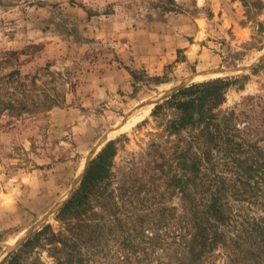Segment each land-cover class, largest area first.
<instances>
[{
	"label": "rangeland",
	"instance_id": "1",
	"mask_svg": "<svg viewBox=\"0 0 264 264\" xmlns=\"http://www.w3.org/2000/svg\"><path fill=\"white\" fill-rule=\"evenodd\" d=\"M0 62L1 74L39 73L45 82L50 66L74 81L69 87L57 79L66 92L61 107L0 119V264L43 227L62 228L57 214L79 189L88 161L111 141L117 154L110 188L120 197L112 214L119 217L87 264H122L133 248L140 252L124 264H176L175 246L167 241L163 251L147 240L164 232L160 218L171 227L185 213L181 195L168 188L174 167L164 174L154 167V149L177 140L167 131L177 112L153 111L181 86L220 77L248 76L217 112L240 113L248 98H264V0H0ZM129 181L135 187L121 196ZM235 205L264 216L258 207ZM133 222L143 228L132 233ZM129 234L132 248L122 241ZM21 264L56 259L51 248L37 246L22 253Z\"/></svg>",
	"mask_w": 264,
	"mask_h": 264
},
{
	"label": "trees",
	"instance_id": "2",
	"mask_svg": "<svg viewBox=\"0 0 264 264\" xmlns=\"http://www.w3.org/2000/svg\"><path fill=\"white\" fill-rule=\"evenodd\" d=\"M46 69L51 79L45 82L39 73L23 75L17 69L0 73V119L26 120L65 104L66 92L57 86V79L74 87L71 73L54 74L50 66ZM131 73L136 77V72ZM247 78L192 83L153 111L159 114L168 107L177 112L167 126L177 140L154 149V167L160 174L167 165L174 167V174L165 177L168 188L181 195L185 213L171 227L166 217L160 218L164 232L148 235L147 240L163 246V251L167 241L175 246L176 264H216V258H225L224 264H264V216L244 214L235 205L248 204L249 210L258 207L264 212V98H248V108L240 113L235 109L217 112L227 91ZM116 154V142L111 141L90 163L79 189L56 216L62 228L55 232L52 225L43 227L6 264H21L22 253L37 246L51 248L56 264H87L86 257L94 248H103L107 236L114 234V221L119 217L118 212L112 213L120 209L116 202L120 197L110 188ZM133 187L132 181L123 183L121 196ZM121 199L125 208L126 199ZM139 227L143 228L133 222L128 229L133 233ZM133 237H124V245L134 247L130 246ZM139 252L133 248L122 255V264Z\"/></svg>",
	"mask_w": 264,
	"mask_h": 264
},
{
	"label": "water",
	"instance_id": "3",
	"mask_svg": "<svg viewBox=\"0 0 264 264\" xmlns=\"http://www.w3.org/2000/svg\"><path fill=\"white\" fill-rule=\"evenodd\" d=\"M184 86H185V85H184ZM184 86H181L180 88H182V87H184ZM91 161H92V160H89V161H88V164H87V166H86V170H87L88 166L90 165ZM11 254H12V252L9 254L8 258L10 257ZM8 258H7V259H8ZM5 261H7V260L5 259ZM5 261H4V262H5Z\"/></svg>",
	"mask_w": 264,
	"mask_h": 264
}]
</instances>
